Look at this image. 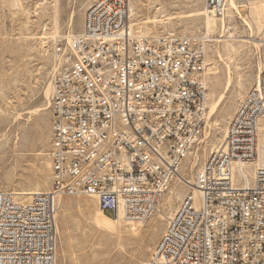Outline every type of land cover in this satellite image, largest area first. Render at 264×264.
I'll list each match as a JSON object with an SVG mask.
<instances>
[{
  "label": "built area",
  "instance_id": "1",
  "mask_svg": "<svg viewBox=\"0 0 264 264\" xmlns=\"http://www.w3.org/2000/svg\"><path fill=\"white\" fill-rule=\"evenodd\" d=\"M229 4L205 0L217 18ZM206 46L203 36L143 31L129 0H94L80 33H54L52 186L27 199L0 189V264H57L65 195L96 197L116 220L153 215L205 127ZM261 119L264 67L146 264H264Z\"/></svg>",
  "mask_w": 264,
  "mask_h": 264
},
{
  "label": "rangeland",
  "instance_id": "2",
  "mask_svg": "<svg viewBox=\"0 0 264 264\" xmlns=\"http://www.w3.org/2000/svg\"><path fill=\"white\" fill-rule=\"evenodd\" d=\"M93 1L0 0V189L17 193L51 189L53 118L45 93L54 63L52 37L55 32L80 33ZM131 2L132 21L147 33L206 38L207 117L213 99L224 95L180 169L194 181L204 161L223 143L228 122L264 67V0H235L237 7L229 4L223 22L217 19L211 30L205 0ZM171 187L173 192H166L158 205L163 215L156 210L142 225L120 220L114 231L98 224L96 197L63 196L57 215V264H146L154 257L167 217L190 190L180 179Z\"/></svg>",
  "mask_w": 264,
  "mask_h": 264
},
{
  "label": "bare ground",
  "instance_id": "3",
  "mask_svg": "<svg viewBox=\"0 0 264 264\" xmlns=\"http://www.w3.org/2000/svg\"><path fill=\"white\" fill-rule=\"evenodd\" d=\"M129 4H130V9H131V11H133V4H132V2L130 3V0H129ZM231 6L233 7V8H236L237 6H236V4H235V0H231ZM262 6V5H261ZM204 13V12H203ZM228 13V12H227ZM205 14H206V16H207V23H208V29L209 30H211V29H214V28H216V25H217V19H220V18H215V17H213V15H211V13H210V11H206V9H205ZM223 20H224V17L223 18H221V21L223 22ZM261 41V40H260ZM264 41V40H263ZM229 82V81H228ZM228 84V83H227ZM228 86V85H227ZM226 86V87H227ZM51 88H52V86H51V84H49L48 85V87H47V89H46V98H49V96H50V91H51ZM226 89V88H225ZM223 93H222V95H220L219 97H217V98H215V99H213V102L211 103V106H210V110H209V114H208V121H207V123L208 122H210V116L212 115V114H214L215 112H216V110H217V108H218V105H219V103H220V101L222 100V97H223ZM229 111L227 110L226 111V114L228 113ZM220 123H217V122H215V125H219ZM260 129H261V137L262 138H264V119H261V121H260ZM2 137V136H1ZM188 158V157H187ZM186 158V159H187ZM185 159V160H186ZM194 165V164H193ZM178 179H180L181 181H183V182H185L186 183V185H188V186H190L191 185V183H193V179L192 180H188L186 177H185V175H183V174H180L179 173V177H178ZM196 191V193H198L199 191L196 189L195 190ZM36 191H31V192H23V193H18V194H28V195H30V194H33V193H35ZM173 192V188L172 187H170V190H169V194L170 193H172ZM169 200H171V196H169L168 197V201ZM166 202H164V203H162V205L163 204H165ZM157 211H158V214H160V216L161 215H163L162 213H161V210H160V208H159V206L157 207ZM98 216H97V222H98V224L101 226V227H104V228H107V229H110V230H112V231H114L115 230V223L116 222H118V221H120V220H116L115 218H112V217H109V216H107V215H105L100 209H98ZM167 216V215H166ZM156 218H157V216H156ZM127 223H133V224H135L136 223V221H134V220H128V222ZM137 223H140L139 225H142L143 224V222H138L137 221ZM136 223V224H137ZM132 226V225H131ZM135 227H136V225H135ZM121 234V233H120ZM124 245V244H123Z\"/></svg>",
  "mask_w": 264,
  "mask_h": 264
},
{
  "label": "crops",
  "instance_id": "4",
  "mask_svg": "<svg viewBox=\"0 0 264 264\" xmlns=\"http://www.w3.org/2000/svg\"><path fill=\"white\" fill-rule=\"evenodd\" d=\"M106 215V214H105ZM108 216V215H107ZM110 217V216H109Z\"/></svg>",
  "mask_w": 264,
  "mask_h": 264
},
{
  "label": "trees",
  "instance_id": "5",
  "mask_svg": "<svg viewBox=\"0 0 264 264\" xmlns=\"http://www.w3.org/2000/svg\"><path fill=\"white\" fill-rule=\"evenodd\" d=\"M111 217V216H110Z\"/></svg>",
  "mask_w": 264,
  "mask_h": 264
}]
</instances>
